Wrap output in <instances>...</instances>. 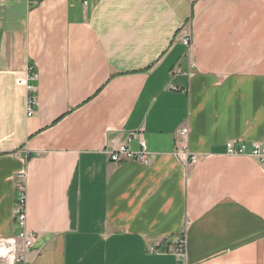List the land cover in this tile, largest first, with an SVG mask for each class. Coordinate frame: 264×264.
<instances>
[{
    "label": "crops",
    "instance_id": "obj_1",
    "mask_svg": "<svg viewBox=\"0 0 264 264\" xmlns=\"http://www.w3.org/2000/svg\"><path fill=\"white\" fill-rule=\"evenodd\" d=\"M135 132L150 163L111 161ZM253 143L264 0H0V238L18 232L22 173L26 264H264Z\"/></svg>",
    "mask_w": 264,
    "mask_h": 264
},
{
    "label": "built area",
    "instance_id": "obj_2",
    "mask_svg": "<svg viewBox=\"0 0 264 264\" xmlns=\"http://www.w3.org/2000/svg\"><path fill=\"white\" fill-rule=\"evenodd\" d=\"M190 3H194L196 0H188ZM185 44H188L187 40H184ZM28 75L25 80V108L27 116H32L33 108L36 106L35 87L30 83L34 80L35 74L32 69L27 71ZM180 140L178 141V147L175 155L184 163H195L197 158L187 148V134L188 129L186 127L180 130ZM138 149L132 151L125 143H121L112 149H108L106 153L109 155L111 161L116 163H122L125 161H135L140 164H149L151 161V154L148 151L147 144L143 138H141L140 132L130 133L128 138L137 137ZM250 155L257 158L259 161H264V148L257 143H253ZM227 153L230 155H243L246 153V146L240 144L234 146L233 142L226 143ZM24 175L21 173L18 175L19 181L16 183V189L18 197L13 209L14 220L18 225V232L15 236L9 238H0V264H26L22 249H25L32 245L35 234L28 230L26 227V208H25V186L22 183ZM183 240L178 242L179 254L184 255Z\"/></svg>",
    "mask_w": 264,
    "mask_h": 264
}]
</instances>
